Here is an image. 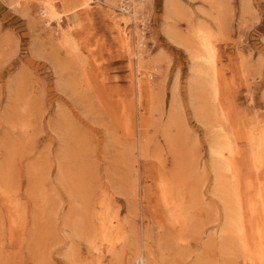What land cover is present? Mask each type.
I'll return each instance as SVG.
<instances>
[{
	"label": "rangeland",
	"instance_id": "1",
	"mask_svg": "<svg viewBox=\"0 0 264 264\" xmlns=\"http://www.w3.org/2000/svg\"><path fill=\"white\" fill-rule=\"evenodd\" d=\"M16 1L0 0V264H243L211 151L219 123L245 155L248 131H264V0H145L152 92L122 43L136 24L110 0L65 13L75 51L40 0ZM204 24L216 36L217 100L190 52ZM99 213L115 222L105 240Z\"/></svg>",
	"mask_w": 264,
	"mask_h": 264
},
{
	"label": "bare ground",
	"instance_id": "2",
	"mask_svg": "<svg viewBox=\"0 0 264 264\" xmlns=\"http://www.w3.org/2000/svg\"><path fill=\"white\" fill-rule=\"evenodd\" d=\"M89 1L90 0H82V2L78 6L76 5L72 9H66V11L64 10L62 11V9H60V7L56 5L54 0H40L41 2L40 14L42 15L44 19L46 18L45 22H47L48 26H51L53 24L52 23L53 21L57 22L61 41L64 44V46L69 47L68 48L69 50L70 48L71 50L72 49L74 50V46L75 48L77 47V45H75L74 43L75 40L73 39L71 35L72 25L68 26L69 29L65 28L61 24V21H63V17L69 14L71 11L74 12L78 10L77 8L79 6H81V8H86L89 5ZM124 1L125 0H113V1L110 0L108 2H110L109 4L115 9L121 10V13L118 12L120 16L119 18L124 22V24L126 23L128 25L131 21L136 24L135 27L137 29H136L135 41L133 42L131 39L132 30L128 32V34L125 35L123 33L125 32L123 29L121 30V33L123 35L122 40L124 41L122 43L127 45L128 51L132 55L137 57V60H138L137 61V69H138L137 71L139 75H142L141 77L139 76L137 79L139 81V85L137 86H139L140 90L148 89V91L152 92L150 84L153 83V81L150 79L153 78V74L151 72L148 74L149 70L145 64H150V63H147L144 61L145 59L144 57V31L138 28L139 24L143 22L142 18L145 17V12L143 11L145 0H131L130 1L131 4L129 5L125 4ZM17 2H19V0H17L16 3ZM171 5L173 4L171 3L168 6H171ZM117 22L118 21L116 20V24H118L119 26L120 23H117ZM194 34H195V37H194L195 48H193L194 49L193 51L195 53H193V51H190L193 59L197 60V65L195 63H192V64H195L197 67V68L195 67L194 72L197 75L201 74L203 76L208 77V79L210 80L209 84L213 88L215 92L214 96L217 100L218 94L220 92V85H219L220 81H219V72H218L219 71L218 70V63H219L218 62V49H217V46H215V37H216L215 32H213L207 25L204 24L203 26H201V29L199 30V32H194ZM198 40H199V43H198ZM197 46H199V50ZM190 59L192 61L191 57ZM155 68H157V66H155ZM146 75L147 77L145 78L144 76ZM192 77L194 78V75ZM191 80L193 79L191 78ZM175 83H176V80H175ZM209 84H206V86ZM177 87H178V84H177ZM202 91H205V90H202ZM176 100H177V97H176ZM215 116H218V115L215 114ZM228 117L226 115H222L223 119H228ZM219 124H220L219 125L220 127H217L218 129L217 133L219 134L218 136L219 139H217L216 143L213 144L211 153H213L215 160L217 159L216 162L218 163L219 170L220 169L222 170L221 175H224V177L220 175L219 177L220 179L218 180H220L219 185H221V189H222L221 191L223 192V196L225 199L224 201L226 204L225 206L227 208L228 231L231 233V234L229 233V235H232V238L234 239V243L236 244V247L238 248L236 250L239 251L240 257L242 258L241 262H243V264H264V133H263L264 131L262 128H259L260 130L262 129L263 131V132L261 131L260 133H258L257 130L254 131L253 129H252L253 132L252 130L248 131L246 135V140L248 142L249 151L245 155V152H242V150L239 148V145H238V140H237L238 133L236 134L235 131L228 130V128H226L225 125L223 127L222 123H219ZM240 137L242 138L243 136L240 135ZM243 155H245L246 157L244 160L242 158ZM244 165L247 167L246 172L243 171ZM0 175L3 176L2 174ZM161 182L162 183H161L160 188L162 189V195H163L162 198L164 202L167 204L169 211H171L172 214H178L176 213V210L179 205L175 201L179 198V196L178 198L176 197L177 199L175 200L174 198L176 194L174 192L172 193L171 191L172 189L170 188V186L165 181H161ZM4 186H5V183H4ZM17 207H18L17 204L15 207L13 206L14 211H12V214H11L15 218H16V214L20 213ZM102 211L104 210H101L100 212ZM24 212L23 214H25ZM104 214L99 213L98 217L100 220V224H99L98 230L96 231L97 236L95 237V238L101 237L103 238V240L107 239V236H108V224L115 223L111 217L110 218L106 217V215ZM182 219H181V215H178L177 218H175V220H178L179 222ZM95 238L93 239V241L95 240ZM89 240L91 242L92 239L90 238Z\"/></svg>",
	"mask_w": 264,
	"mask_h": 264
},
{
	"label": "crops",
	"instance_id": "3",
	"mask_svg": "<svg viewBox=\"0 0 264 264\" xmlns=\"http://www.w3.org/2000/svg\"><path fill=\"white\" fill-rule=\"evenodd\" d=\"M233 1L234 0H224V3L227 5H232V3H234ZM239 1H241V0H239Z\"/></svg>",
	"mask_w": 264,
	"mask_h": 264
},
{
	"label": "built area",
	"instance_id": "4",
	"mask_svg": "<svg viewBox=\"0 0 264 264\" xmlns=\"http://www.w3.org/2000/svg\"><path fill=\"white\" fill-rule=\"evenodd\" d=\"M130 1H131V0H125L124 3L127 4V5H129V4H131ZM138 263H139V262H138Z\"/></svg>",
	"mask_w": 264,
	"mask_h": 264
}]
</instances>
